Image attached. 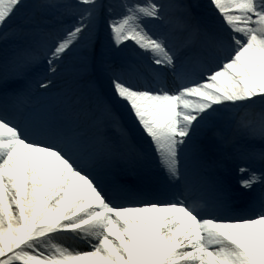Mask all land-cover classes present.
Here are the masks:
<instances>
[{"label":"snow or ice","instance_id":"snow-or-ice-1","mask_svg":"<svg viewBox=\"0 0 264 264\" xmlns=\"http://www.w3.org/2000/svg\"><path fill=\"white\" fill-rule=\"evenodd\" d=\"M0 264H264V0H0Z\"/></svg>","mask_w":264,"mask_h":264}]
</instances>
